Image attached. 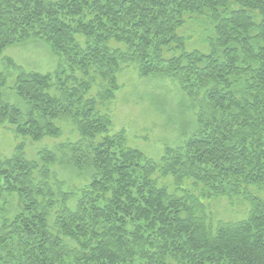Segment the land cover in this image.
Masks as SVG:
<instances>
[{
    "label": "trees",
    "instance_id": "obj_1",
    "mask_svg": "<svg viewBox=\"0 0 264 264\" xmlns=\"http://www.w3.org/2000/svg\"><path fill=\"white\" fill-rule=\"evenodd\" d=\"M186 25L206 51L186 48ZM28 40L60 67L3 56ZM0 58V125L21 139L0 158V264H264V0H0ZM130 64L175 80L194 112L157 161L99 110ZM59 123L74 138L29 159L24 140L59 139ZM57 165L88 181L67 186ZM219 198L248 202L244 218L213 223Z\"/></svg>",
    "mask_w": 264,
    "mask_h": 264
},
{
    "label": "rangeland",
    "instance_id": "obj_2",
    "mask_svg": "<svg viewBox=\"0 0 264 264\" xmlns=\"http://www.w3.org/2000/svg\"><path fill=\"white\" fill-rule=\"evenodd\" d=\"M179 34L186 39L187 49L206 51L200 42L198 29L186 25ZM3 56L11 58L26 71L39 73H53L61 64L59 58L52 54L50 47L37 40L9 46ZM1 59L0 70H3L4 64ZM121 68L117 75L119 90L115 92L114 99L107 102L104 107H99V110L110 115L112 133L124 130L129 147L140 150L157 161L162 156L165 146L170 148L180 146L184 140L183 136L192 132L194 112L186 108L189 98L180 91L179 85L172 78L163 76L141 78L133 64L122 65ZM97 94L98 88L93 87L90 95L96 97ZM8 99L10 103L22 104L11 93ZM154 103L161 107L160 112L156 111ZM59 126L62 128V136L59 139L46 138L38 143L24 140L25 153L29 159H36V150L41 147L50 148L58 142L74 138L75 135L70 134L69 126L63 123H59ZM20 140L7 127L0 125V158L10 157ZM52 170L69 187L81 188L88 181L87 177L79 178L69 169L66 170L59 165L54 166ZM72 205L74 206L73 203ZM207 205L213 223L243 219L249 208L248 202L241 198H234L232 202L225 198L212 199ZM15 212L16 198L13 197L7 207L6 216L10 218Z\"/></svg>",
    "mask_w": 264,
    "mask_h": 264
}]
</instances>
